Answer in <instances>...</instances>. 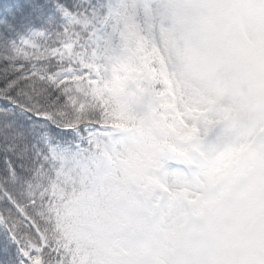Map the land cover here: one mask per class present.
I'll return each mask as SVG.
<instances>
[{
    "label": "snow or ice",
    "instance_id": "1",
    "mask_svg": "<svg viewBox=\"0 0 264 264\" xmlns=\"http://www.w3.org/2000/svg\"><path fill=\"white\" fill-rule=\"evenodd\" d=\"M34 14L39 26L0 29V264H93L64 229L65 193L119 178L117 165L146 126L174 142L160 162L177 182L189 161L176 144L214 145L233 113L246 111L248 143L221 152L218 171L243 162L264 138V0H243L230 21L244 77L210 87L237 97L219 110L170 67L166 0H39ZM216 71L207 70L210 85ZM160 190L172 194L168 184ZM252 213L237 215L233 239L251 253L245 264H264L252 239L264 233V208Z\"/></svg>",
    "mask_w": 264,
    "mask_h": 264
},
{
    "label": "clouds",
    "instance_id": "2",
    "mask_svg": "<svg viewBox=\"0 0 264 264\" xmlns=\"http://www.w3.org/2000/svg\"><path fill=\"white\" fill-rule=\"evenodd\" d=\"M173 36L170 67L192 95H212L215 107L238 103L230 91L210 87L243 79L242 57L230 21L243 0H166ZM217 69L210 85L207 70ZM257 66L253 64V71ZM247 92V88L242 89ZM246 111L232 114L211 146L176 144L186 153L183 178L177 182L161 165L162 151L173 141L152 127L138 135L117 165L119 178L69 186L61 205L64 229L93 264H128L152 256L155 264H245L251 254L235 243L237 215L264 208V138L255 139L241 163L221 173L220 153L248 143ZM172 188L171 195L160 190ZM183 189L200 193L195 199ZM253 251L264 255V233H253Z\"/></svg>",
    "mask_w": 264,
    "mask_h": 264
},
{
    "label": "trees",
    "instance_id": "3",
    "mask_svg": "<svg viewBox=\"0 0 264 264\" xmlns=\"http://www.w3.org/2000/svg\"><path fill=\"white\" fill-rule=\"evenodd\" d=\"M39 0H0V29L20 30L28 24L39 26L40 19L34 14Z\"/></svg>",
    "mask_w": 264,
    "mask_h": 264
},
{
    "label": "rangeland",
    "instance_id": "4",
    "mask_svg": "<svg viewBox=\"0 0 264 264\" xmlns=\"http://www.w3.org/2000/svg\"><path fill=\"white\" fill-rule=\"evenodd\" d=\"M11 27L10 25L8 26V28Z\"/></svg>",
    "mask_w": 264,
    "mask_h": 264
}]
</instances>
